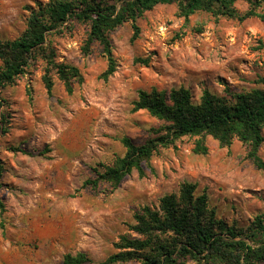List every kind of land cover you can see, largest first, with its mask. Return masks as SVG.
Listing matches in <instances>:
<instances>
[{"label":"rangeland","instance_id":"374dc122","mask_svg":"<svg viewBox=\"0 0 264 264\" xmlns=\"http://www.w3.org/2000/svg\"><path fill=\"white\" fill-rule=\"evenodd\" d=\"M34 1L0 0V37L23 30V6ZM234 6L244 11L249 4L235 0ZM69 23L70 29L47 40L59 61L79 68L81 82L68 92L51 71L48 92L45 64L37 57L0 88V120L3 115L7 128L0 130V264H60L66 253L77 252L91 257L84 264H101L117 250L119 236L130 234L135 212L156 206L182 181L195 183L196 194L206 193L216 217L228 224L245 226L264 210V171L247 157V145L233 140L221 146L211 135L203 136L205 153L193 150L197 136L183 135L158 147L142 172L133 168L116 186L84 184L97 178L102 164L124 155L123 136L139 144L160 126L146 110L132 109L139 89L182 85L196 102L203 88L221 95L261 86L256 80L264 74V19L203 10L184 19L176 3H158L136 19L134 39L129 22L108 33L116 69L107 78L100 76L107 61L99 44L85 51L87 24ZM258 154L264 161V140Z\"/></svg>","mask_w":264,"mask_h":264},{"label":"trees","instance_id":"16d2710c","mask_svg":"<svg viewBox=\"0 0 264 264\" xmlns=\"http://www.w3.org/2000/svg\"><path fill=\"white\" fill-rule=\"evenodd\" d=\"M235 0H36L24 5L27 10L25 27L14 37H0V88L14 83L37 57L45 64L42 80L50 92L53 85L50 72L54 71L70 92L74 82L83 79L79 68L59 61L47 35L70 29L69 20L87 24L84 44L97 42L107 61L100 76L107 78L116 69L115 58L108 33L118 25L129 22L132 39L137 37L136 19L158 3H176L177 15L187 19L192 13L203 10L216 16L239 20L250 16L264 19V0H246L249 7L239 11ZM263 3V11L255 8ZM261 84L248 90L216 94L203 88L198 101L192 100L190 90L184 86L168 90L139 89L132 101V109L146 110L161 120L153 135L142 143H134L123 136V156L110 164H102L97 178L84 184L96 185L98 180L116 186L133 168L142 172L158 147H166L180 136H197L193 150L205 153L204 135H211L221 146L238 140L248 147L247 157L264 171V161L258 148L264 140V74L256 80ZM5 103V101L3 100ZM2 103V102H1ZM0 103V104H1ZM3 118L0 130L5 132ZM3 204L0 202V214ZM135 222L129 225L130 234H121L115 242L117 250L106 256L101 264H114L137 260L139 264H182L192 260L197 264H264V210L254 215L245 226L228 224L216 217L208 205L206 193H195V183L182 181L177 192L164 193L156 206L143 205L134 214ZM3 227V223H0ZM85 252L66 253L60 264L91 262Z\"/></svg>","mask_w":264,"mask_h":264}]
</instances>
